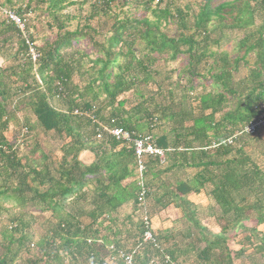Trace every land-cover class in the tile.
<instances>
[{
  "label": "trees",
  "instance_id": "obj_1",
  "mask_svg": "<svg viewBox=\"0 0 264 264\" xmlns=\"http://www.w3.org/2000/svg\"><path fill=\"white\" fill-rule=\"evenodd\" d=\"M178 1L0 0L24 17L38 53L32 61L19 30L0 19V215L9 213L0 264L20 255L23 264H121L116 251L146 229L140 208L157 247L143 243L132 264H170L164 254L178 264H264V147L250 148L260 130L224 143L264 104V0ZM45 29L50 41L36 44ZM234 40L235 52L224 51ZM96 122L149 135L165 150V165L144 159L142 206L132 145L97 139ZM35 127L60 140L58 161L37 156ZM83 150L89 164L78 159ZM186 169L192 177L165 179L160 197L181 207L185 227L155 231L147 205L154 180ZM200 193L201 211L182 199ZM128 202L133 212L121 217ZM35 223L39 234L28 231Z\"/></svg>",
  "mask_w": 264,
  "mask_h": 264
},
{
  "label": "built area",
  "instance_id": "obj_2",
  "mask_svg": "<svg viewBox=\"0 0 264 264\" xmlns=\"http://www.w3.org/2000/svg\"><path fill=\"white\" fill-rule=\"evenodd\" d=\"M0 19L5 20L8 23L13 24L20 32L21 37L25 39V42L28 46V54L32 61H36L38 57V53L36 52V48L34 43L29 40L28 32L26 31L25 27V19L24 17L14 13L11 10H8L2 6H0ZM74 114H79L78 110H74ZM98 127L95 128L96 130V138L99 139L103 134H107L114 138L118 142L128 143L131 144L134 151V156L136 158V175L138 185L140 187V191L138 194V201L139 206L143 205L145 195L147 193V188L143 183V173H144V159L146 157L156 158L160 161V163H164L165 160V150L159 147L154 139L149 135H136L135 132L132 131H125L119 127H107L102 124L96 122ZM264 129V104L261 105V112L260 114L254 118L249 124L245 125L244 128L240 131L234 133L231 137L227 138L224 143L228 145L233 144L235 139L243 134L253 135L259 130ZM23 132H26V128L23 129ZM219 144L213 145V147L218 146ZM142 215L141 219L146 227L145 231L142 234L141 241H139L136 245L131 247L129 250L116 251V258L120 260L121 264H132V260L135 254L139 252L142 248L143 243L150 242L155 247H157V242L154 237L153 231L150 229V221L146 213L144 212L145 209H141ZM110 250H114L113 246H109ZM164 263L170 264H178L176 262L171 261L170 257L166 254L163 255Z\"/></svg>",
  "mask_w": 264,
  "mask_h": 264
},
{
  "label": "crops",
  "instance_id": "obj_3",
  "mask_svg": "<svg viewBox=\"0 0 264 264\" xmlns=\"http://www.w3.org/2000/svg\"><path fill=\"white\" fill-rule=\"evenodd\" d=\"M264 130V129H262ZM260 130V131H262ZM259 131V132H260ZM258 132V133H259ZM256 142L252 143V145L250 146L251 150L256 149L258 152L262 151V148L264 147V131L261 134H257L256 135ZM43 144V143H42ZM44 145V144H43ZM57 157H56V161H58V159L60 158V150H59V145L57 146ZM92 154L87 151V150H83L81 151V153L78 156V159L81 160L83 163L85 164H89L92 161ZM55 160V158H54ZM165 165V163H164ZM162 165V166H164ZM155 174H159V171L153 170L152 171ZM194 174L193 170L191 169H186V171H170L167 174H162L160 175L161 178H156L154 180V184H155V188H153V196H154V192H155V197L154 199L148 200V207H149V212L150 215L152 217L151 222H152V227L153 229L159 230L161 232H168L169 230L173 229V230H178L179 228L185 227L184 224V219H183V213L181 211V207L176 206L175 203H168L171 198H167V199H162L160 198L163 194V191L161 189V184L162 182L166 179L169 184H174L175 181L177 180H184L188 177H192V175ZM170 177V178H169ZM172 197V196H171ZM189 200L195 207H197V209L199 211L202 210L203 205L205 206L206 202V197L203 193L200 194H190L188 195V197H184L182 198ZM177 201L181 200V198L176 199ZM175 200V201H176ZM159 202H163V203H168L165 207H162ZM133 203L132 202H128L126 204H124L123 206H121V208L118 210V212L120 213V216H126L129 215L130 213L133 212ZM138 214V213H137ZM135 215V213H134ZM200 215V214H199ZM198 215V216H199ZM139 217V216H138ZM178 220V222H177ZM180 220V221H179ZM261 229L264 231V226H261Z\"/></svg>",
  "mask_w": 264,
  "mask_h": 264
},
{
  "label": "rangeland",
  "instance_id": "obj_4",
  "mask_svg": "<svg viewBox=\"0 0 264 264\" xmlns=\"http://www.w3.org/2000/svg\"><path fill=\"white\" fill-rule=\"evenodd\" d=\"M219 1H223V0H219ZM198 2H200V0H179L178 1V3L180 5L183 6L184 4H190V6L192 8H194L196 6V3H198ZM99 20H101L100 22H103V18H99ZM98 21L96 20L93 23V25L95 27L98 26V24H99ZM69 25L71 26V28H69L71 31L75 29V23L74 22L73 23L71 22ZM106 32L107 31H104V33H106ZM37 37H38V41H36V44H41V43L45 42L46 40L50 41V39L52 37V34H51V31H47L45 29L44 31H42V33H37ZM235 46H236V40L232 41L231 43H229L227 45H224L223 46V50L227 51L228 53H234L235 52ZM88 47H89V45H88L87 42L80 40V43L78 44V49H82L84 51H88V49H89ZM183 61H185L184 57L179 58V60L176 63L172 64L173 68H176V67L178 68L179 64L181 65L183 63ZM0 62H1V60H0ZM31 120L33 121V118H31ZM263 131L264 130L260 131L258 134H261ZM31 134H32L31 135L32 137L30 138V140H31L30 143H31L32 147L33 146H36V147L38 146L39 147L38 148V152H36L37 156H39V155H41L43 153L44 154H49L50 155L49 161L50 162L56 161V157H57L56 153L58 151L57 150V146L60 145V140L58 139L59 140V142H58L57 139H53V137H51V136H44V134L41 131H39L36 127L34 128V133H31ZM6 136H7L8 139L13 138L11 131H9L6 134ZM30 149H31L30 146L26 147L25 145H21L19 153L28 156L29 152L32 150V149L31 150ZM54 158H55V160H54ZM3 206L5 208H8L11 212H16L17 211V209L14 208L12 206V204H10V203L5 202L3 204ZM8 215H9V213H6V212H2L1 213V215H0V226H2L3 224L6 225L8 223V221H7L8 220ZM28 215L29 214H27V216L24 218L25 219L24 221L27 224L28 223L32 224L33 220ZM43 215H45V214H43ZM198 217L201 219L202 215H199ZM205 221H209V220L205 219ZM212 223L213 222L211 221V224ZM32 230L36 234H39L40 231L42 230V228H41V226L39 224L35 223L33 225L32 229H31V231L30 230H28V231L32 232ZM232 246H233V248H237L238 247L237 245H234V244H232ZM24 258L25 257L23 255H20V257L15 262L18 263V264H23L24 263ZM244 262H247V261L244 260Z\"/></svg>",
  "mask_w": 264,
  "mask_h": 264
}]
</instances>
